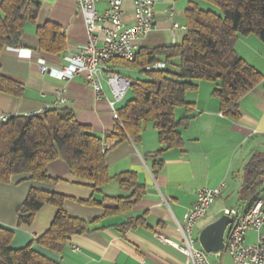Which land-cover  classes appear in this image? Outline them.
Masks as SVG:
<instances>
[{"label": "crops", "instance_id": "0c3cea01", "mask_svg": "<svg viewBox=\"0 0 264 264\" xmlns=\"http://www.w3.org/2000/svg\"><path fill=\"white\" fill-rule=\"evenodd\" d=\"M37 1L41 8L36 21L24 26L17 46L5 47L0 54L1 73L23 88L19 96L0 92V114L39 113L47 108L67 107L74 112L76 120L89 126L95 135L102 137L104 133H110L111 137L115 121L106 100L96 97L82 74L63 80L54 72L67 65V57L87 41L88 32L75 0ZM187 2L175 0V16L169 19L165 11L167 1L159 0L154 6L155 29L137 39L136 48L171 44L169 28L172 21L184 24ZM96 5L98 12H103L108 6L105 1ZM122 7L124 24L132 25V0H123ZM45 22L57 24L65 35L66 47L59 55L40 49L36 28ZM95 31L101 35L99 24ZM181 38L182 35L179 40ZM234 49L261 74V79L238 100L236 115H226L221 111L218 99L211 95L214 83L199 80L196 89L185 94L186 101L191 104L188 110L179 106L174 111L177 119L190 117L179 128L182 144L160 155L162 164L156 174L152 172V154L159 149V142L151 123L145 125L136 143L130 138L117 143L111 137L114 143L105 152L110 176L133 171L145 188L144 197L129 211L104 216L103 207L85 204L84 201L92 195L91 187L73 177L61 159L47 165V174L56 179L54 182L33 180L27 173L13 175L8 182H0V227L13 230L10 246L20 248L30 243L32 248L58 264H139L140 259L148 264H190L184 254L162 242L155 234L180 242L177 222H183L185 212L195 200V192L203 187L224 184L221 194L209 207L211 212L208 210L196 222L194 230L197 235L205 225L221 216L223 209L238 204L239 209L247 208L250 199L241 196L244 168L254 156L264 154V44L253 34L240 35ZM111 66L120 73L123 70L140 72L117 62H112ZM104 87L108 92L107 86ZM58 93L66 98L65 103L55 104ZM263 181L264 175L257 180V197L262 201L264 212V196L260 195ZM31 188L64 195L62 209L69 216L102 218L96 224L97 230L71 235L60 253L37 245L34 239L48 228L56 207L45 204L36 212L30 225L18 226L16 210ZM121 190L116 182L110 181L102 187V194L125 195ZM142 216L148 227L120 228L123 223ZM255 238L254 232L248 233L249 242ZM73 247L79 249L73 251Z\"/></svg>", "mask_w": 264, "mask_h": 264}, {"label": "trees", "instance_id": "16d2710c", "mask_svg": "<svg viewBox=\"0 0 264 264\" xmlns=\"http://www.w3.org/2000/svg\"><path fill=\"white\" fill-rule=\"evenodd\" d=\"M183 13L186 30L175 44L152 48L139 47L130 61L115 59L125 67L140 70L142 74L130 78L134 82L118 107L119 122L111 137L116 142L130 138L138 142L145 125L151 123L157 131L159 149L153 152L152 172L161 167L160 155L179 147L182 137L179 128L190 117L177 119L175 108L191 105L185 99L187 91L196 89L199 80L214 83L211 95L218 99L221 111L236 115L238 100L261 79V74L235 51L240 35L253 34L264 44V0H203L217 6L221 15L200 8L198 1L188 0ZM41 4L37 0H0V54L5 47L17 46L24 26L34 23ZM40 49L59 55L66 47L61 28L45 22L36 28ZM154 62H164L166 68L147 69ZM16 81L5 77L0 68V92L13 96L22 94ZM102 137L89 126L80 124L74 112L67 107L47 108L32 115H10L0 121V182L27 173L29 178L54 182L47 174V165L56 159L66 162L73 177L86 182L92 195L85 204L103 207L104 216L129 211L145 194L144 185L133 171L110 176L105 152L101 151ZM264 175V154L254 156L244 168L242 198L256 200L257 180ZM116 182L125 195L102 194V187ZM17 208L18 226L30 225L36 212L45 204L54 205L56 212L48 228L34 239L37 245L62 252L69 237L97 230L102 218L84 219L69 216L63 209L65 196L36 188L28 191ZM146 226L144 216L123 223L122 229ZM13 230L0 227V264H58L41 254L31 244L12 248Z\"/></svg>", "mask_w": 264, "mask_h": 264}, {"label": "built area", "instance_id": "2783aa9c", "mask_svg": "<svg viewBox=\"0 0 264 264\" xmlns=\"http://www.w3.org/2000/svg\"><path fill=\"white\" fill-rule=\"evenodd\" d=\"M105 1L108 6L103 12L96 10V3ZM165 8L169 19L175 16V0H166ZM84 20L87 41L70 57L68 64L55 70V75L63 80L82 74L97 98H103L108 104L112 119L119 122L118 107L124 100L133 80L116 71L111 63L113 60L123 59L131 61L136 51V40L145 37L155 29L154 6L159 0H132L134 23L125 25L123 22V0H75ZM100 25V34H96L97 25ZM171 44L179 41L186 26L183 23L172 21L170 26ZM169 67L164 62H154L147 69ZM104 85L107 86L108 92ZM66 102V98L57 94L55 104ZM38 113V112H37ZM34 113H27L32 115ZM8 115L0 114V121H6ZM101 141V151L106 152L114 141L110 133H104ZM224 184L216 187H203L195 192V200L183 216V222H177V230L181 234V241H172L164 236L155 234L162 242L169 244L184 254L190 264H222L221 261H211L200 246H195L192 231L196 222L206 215L208 208L222 191ZM262 201L257 198L253 204L245 209L236 207L225 208L222 214L231 217L224 233V248L220 252L227 254L234 264H264V235L261 229L264 226V212L261 209ZM254 232L256 238L249 242L247 235ZM73 251L79 248L73 247ZM139 264H148L144 259Z\"/></svg>", "mask_w": 264, "mask_h": 264}, {"label": "water", "instance_id": "95a60500", "mask_svg": "<svg viewBox=\"0 0 264 264\" xmlns=\"http://www.w3.org/2000/svg\"><path fill=\"white\" fill-rule=\"evenodd\" d=\"M231 217L225 214L205 225L198 234L199 246L206 253H217L224 248V233Z\"/></svg>", "mask_w": 264, "mask_h": 264}, {"label": "rangeland", "instance_id": "374dc122", "mask_svg": "<svg viewBox=\"0 0 264 264\" xmlns=\"http://www.w3.org/2000/svg\"><path fill=\"white\" fill-rule=\"evenodd\" d=\"M198 3H199L200 8H202V9H204L206 11L207 10H211V11L221 15V12H220L219 8L217 6H215L214 4H211V3L207 2V1H203V0L198 1ZM121 73H122V75L130 76V77H137V76H141L142 75L140 72L139 73L138 72L131 73V72H128V71H125V70L121 71ZM129 97H131V91L130 90H128V92L126 94V98H129ZM260 195L264 196V181L260 185ZM239 206L240 205L238 204L236 207H238V209H239ZM208 210H209V208H208ZM208 210H207V212H208ZM211 210H209V213L211 212ZM261 234L264 235V226L261 229ZM192 235H193V238L195 239V246H198V240H197L198 235H197L196 231L194 230V228H193V231H192ZM180 243L182 244V242H180ZM207 255H208V258L211 261H218V262L221 261L222 264H234L232 262L231 258L227 254H225L223 252H220V255H218V256L216 255V253H208Z\"/></svg>", "mask_w": 264, "mask_h": 264}]
</instances>
